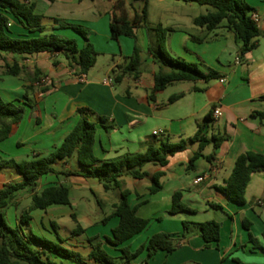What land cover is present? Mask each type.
<instances>
[{
    "label": "crops",
    "instance_id": "crops-1",
    "mask_svg": "<svg viewBox=\"0 0 264 264\" xmlns=\"http://www.w3.org/2000/svg\"><path fill=\"white\" fill-rule=\"evenodd\" d=\"M30 1L36 3V12L46 17L43 26L48 34L75 39L82 48L84 39L72 28L61 25L85 27L98 53L97 62L87 74H81L79 66L71 59L73 55L0 52V101L15 102L26 108L14 133L0 142V158L20 162L48 155L62 144L77 124L79 117L76 111L81 107H87L94 113L91 117L97 124L94 154L100 160H112L129 153H145L150 146H157L161 139L172 143L190 139L196 134L198 124L212 114L209 137H226L227 140L216 151L213 145L205 149L206 156L215 153L211 160L199 158L195 167L189 168L188 164L199 146L198 143H190L187 150L171 157L167 166L147 164L144 167L148 173L146 178L123 177L124 189L130 191L128 203L137 208L138 216L151 220L145 231L125 245L135 251L158 233L180 237L184 232L183 221L204 223L214 220L222 224L219 248L215 244L205 248L200 231L194 226L181 239L178 250L172 254L160 251L148 264H236V259L247 264H264V252L250 241L251 233L264 247V172L252 176L244 205L231 201L219 189L232 175L240 155L249 151L264 154V0H246L259 16L257 24L261 36L257 46L245 55H241L242 44L225 23L213 31L194 24V19L206 14L207 9L197 14L192 13L195 10L192 4L177 0H149V25L173 29L167 38L166 50L186 62L200 64L203 71L211 68L219 74L217 79L209 82L172 84L153 100L154 75L159 71V65L148 54L150 40L146 29L136 30L143 59L141 77L134 80L127 76L118 84L113 80V71L132 55L135 40L125 36L112 40L111 21L115 16H126L133 21L135 15L142 12L143 1ZM10 22L15 37L31 35L17 20L11 19ZM193 37L204 41H195ZM15 63L23 67V73L18 77L5 73L6 67ZM43 80L46 82L43 83ZM31 85L34 90L26 92V87ZM41 87L49 90L40 93ZM176 96V100L169 102ZM216 108L223 113L219 118L214 116ZM98 117L107 121L102 124ZM106 126L114 128L107 130ZM155 132L158 134L155 135ZM73 160L79 164L77 157L59 160L54 165L55 174L42 177L34 189H29L28 202L27 196L18 193L7 209L16 211L23 205L20 200L24 198V214L29 211L34 194H40L50 186L63 185L61 179L69 178L74 181V187L81 193L80 199L87 207H90V202L83 196L86 191L103 197V202L112 208L120 202V190L106 191L97 178L79 175L84 169L80 164V168L75 169ZM158 172L164 173L160 178L162 189L152 194L149 189ZM199 178L203 181L198 183L196 180ZM20 180L21 176L14 169L0 170V189ZM178 191L183 195V203L194 212L170 213L172 197ZM70 200V206L52 205L45 210L30 211L31 220L25 230L57 243L63 239L65 242L61 245L82 261L92 262L88 258L91 249L88 248L87 234L98 226L100 219L95 220L90 215L78 218L71 197ZM213 204L220 205L222 209L214 208ZM72 215L76 216V220ZM14 217L12 227L20 222L17 212ZM68 217L83 229L82 233L61 236L60 230ZM246 220L251 223L250 230L245 227ZM110 223L114 229L119 219L114 217ZM145 255L146 252L132 260L131 264H145ZM54 259L60 264H72V261L61 257Z\"/></svg>",
    "mask_w": 264,
    "mask_h": 264
},
{
    "label": "trees",
    "instance_id": "trees-1",
    "mask_svg": "<svg viewBox=\"0 0 264 264\" xmlns=\"http://www.w3.org/2000/svg\"><path fill=\"white\" fill-rule=\"evenodd\" d=\"M144 7L140 14H136L133 21L126 16L113 17L110 24V36L112 40H118L121 36L130 37L135 40V47L131 56L124 59V63L113 71V80L116 84L121 83L129 76L134 80L141 77L143 64L142 50L137 42L136 30L144 28L147 31L150 46L148 54L151 55L159 65V71L154 75V87L151 99L164 91L168 86L179 82H209L217 79L219 74L211 68L207 71L201 69L200 64L189 63L180 58L172 56L165 48L167 38L173 29L164 28L162 25L152 27L148 23V1L141 0ZM186 4H198L211 7L212 10L194 19V24L206 27L213 31L225 23L226 27L232 30L238 41L242 44L241 55L252 51L258 44L261 31L258 24L252 19L256 12L246 0H177ZM118 8V6H117ZM46 17L36 12V3L30 0H0V52H7L15 55H34L42 52L64 53L72 56V60L80 68L81 74H87L96 64L98 53L89 40L88 30L81 25L62 23L63 28H72L85 42L80 48L75 39H68L54 33H46L43 21ZM11 19L20 22L31 34L26 37H15L12 32ZM55 22H61L54 19ZM11 23V25H9ZM195 41H204L193 37ZM6 74L20 76L23 67L15 63L6 67ZM39 74V73H38ZM41 80L38 82L40 83ZM33 91V86L26 87ZM49 89L41 87L40 93H46ZM178 97H173V102ZM26 112L24 105L15 102L0 101V142L11 136L16 127L22 121ZM79 117L77 124L65 137L61 145L55 147L46 156L35 157L30 160L16 161L14 159L0 158V170L5 168L14 169L21 180L5 185L0 189V264H60L54 257L68 259L77 264H86L79 260L78 256L70 249L60 243L40 237L32 232H26L25 226L29 224L32 210H45L52 205H71L70 189L64 185L50 186L40 194L32 196V204L29 211L22 215V219L15 227L7 224L4 218V211L12 204L16 195L20 192L34 189L40 179L48 174H55L54 165L63 159L77 157L79 164L84 169L80 173L84 177L97 178L106 191L120 190V202L113 207L112 214L105 218H118L119 224L112 230L111 237L105 239L106 243L120 253L116 257L108 253L103 242L98 238L89 239L92 250L88 258L92 264H131L132 260L147 252L145 264L160 251L172 254L181 246V239L185 238L192 227H197L204 240V247L210 248L216 245L219 248L221 240L222 224L218 221H207L194 223L183 221L184 232L180 237L166 233H158L149 238L146 244L141 245L135 251H131L125 244L138 234L145 231L151 220L142 218L137 214V208L128 203L130 191L124 189L123 177L130 176L136 180H142L148 176L144 171L147 164L153 163L160 166H167L169 159L178 153L188 149L190 143H198V149L188 164L189 168L195 167L199 158L211 160L215 153L210 156L204 155V151L210 145L218 150L227 140L226 137H209V130L212 123V114H208L202 123L198 124L196 134L190 139H181L178 143L169 140H159L157 146H150L145 153H129L112 160H100L94 154L96 141L97 124L91 119L94 113L87 107L78 108L76 111ZM262 116V115H261ZM100 123L107 121L104 117H98ZM107 130L113 126H106ZM264 172V154L246 152L240 155L236 161L235 168L230 178L219 189L228 198L239 204H246V190L254 174ZM163 172H158L153 178L150 192L155 194L162 189L160 178ZM181 192L174 193L172 197L171 214L181 212H194L183 201ZM216 209H222L220 205H212ZM76 220V216L72 215ZM56 226V225H54ZM251 223L245 221V227L250 230ZM83 232L78 226L72 232L77 235ZM99 240V241H98ZM250 241L262 252V247L257 239L250 233ZM96 242V244H92ZM236 264H247L238 259Z\"/></svg>",
    "mask_w": 264,
    "mask_h": 264
},
{
    "label": "rangeland",
    "instance_id": "rangeland-1",
    "mask_svg": "<svg viewBox=\"0 0 264 264\" xmlns=\"http://www.w3.org/2000/svg\"><path fill=\"white\" fill-rule=\"evenodd\" d=\"M152 1L154 2L155 0H152ZM181 3H184V2H181ZM192 5L194 7L193 9H195V10H192V13H194V12L195 13L198 12L197 14L204 13L205 10H202V9H207L208 11L212 10V8L208 7V6H200L198 4H192ZM207 10L205 12H208ZM72 165L75 169L80 168L79 164L76 161L74 162V160L72 161ZM61 180H62L63 185L68 187L71 191L70 197L74 203V212L76 213L77 217L78 218H84L86 215H90V216H93V218H95V220L100 219L98 226H96V228H94L93 230L88 232V234H87L88 239L98 238L100 241L103 242L104 248L108 253H110L109 250H111V252L114 255L116 254L115 256L120 255V254H118L119 252H115L114 251L115 249L113 247H111L109 244H107L105 241V239L107 237H111V235H112L111 230L113 229V227H112V224L110 223V221L113 218H109L107 221L103 222L104 219L109 217L114 210L111 207V205H108L105 202H103V197L96 196L93 193H91L90 191H86V193L83 194V196H85L89 199L90 207H87L85 204H83L82 200L80 199V196H82V195H80L81 193L75 189L74 181H72V179H70V178L66 179V180L65 179H61ZM20 193L24 194V196L26 197L29 193V190H26V191H23ZM111 193H113V192H111ZM28 199H29V196L26 197L27 202H28ZM26 201L24 198H22L20 200V204L23 203V205L20 206L19 209H16V211L13 208H9V209L4 211V218H5V220L9 226H11V227L14 226L15 212L18 213L19 220L22 219V214L24 212ZM76 228H77L76 222L71 217H68L63 222V227L60 230V234L62 237H65L66 235L69 236L70 234H72V232ZM94 234H97V235L94 236ZM92 244H96V242H92ZM81 248L83 249V246ZM88 248H90L92 250L91 245H88ZM146 254H147V252H146ZM139 257H137V258H139ZM146 258H147V255H145V260H146ZM79 260H81V258H79ZM72 264H77V262H72ZM86 264H92V262L86 261Z\"/></svg>",
    "mask_w": 264,
    "mask_h": 264
},
{
    "label": "built area",
    "instance_id": "built-area-1",
    "mask_svg": "<svg viewBox=\"0 0 264 264\" xmlns=\"http://www.w3.org/2000/svg\"><path fill=\"white\" fill-rule=\"evenodd\" d=\"M252 19H253L256 23L259 22V16H258L256 13H253V14H252ZM9 25H11V23H10ZM42 82L44 83V82H46V81L43 80ZM221 82L224 83L225 80H221ZM222 114H223V113H222V111H221L220 108H216V109L214 110V116H215L216 118L221 117ZM154 134L157 135L158 133L155 132ZM201 181H203V178H199V179L196 180V182H198V183L201 182Z\"/></svg>",
    "mask_w": 264,
    "mask_h": 264
}]
</instances>
